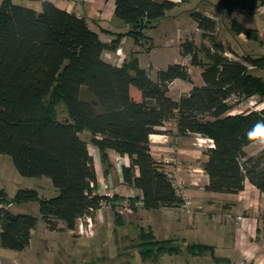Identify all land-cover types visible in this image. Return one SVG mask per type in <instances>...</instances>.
<instances>
[{
    "label": "trees",
    "instance_id": "trees-1",
    "mask_svg": "<svg viewBox=\"0 0 264 264\" xmlns=\"http://www.w3.org/2000/svg\"><path fill=\"white\" fill-rule=\"evenodd\" d=\"M217 2L228 14L264 6V0ZM174 7L169 0H115L114 16L127 30L105 44L84 18L47 1L39 11L1 1L0 155L10 157L20 176L48 178L57 191L50 198H40L35 189H18L10 201L0 190L1 248L24 250L37 223L31 214L12 213L7 204L37 201L41 218L54 229V221L72 228L77 218L90 215L101 201L110 200L94 193L96 174L87 142L80 137L83 132L90 134L103 163L108 160V150L131 158L123 178L141 191L145 209L175 207L181 202L150 154L149 136L163 133L159 128L172 119L179 136L212 140L204 164L207 191L237 193L247 179L264 194V149L252 156L244 152L264 134V109L228 114L232 96L242 101L257 96L264 102V80L249 72L250 67L264 68L263 56L227 58L225 48L214 39L215 21L194 12L193 21L211 45L197 47L189 40L180 45L181 55H189L190 64L202 68L204 85L193 86L188 95L173 100L167 94L174 79L191 82L185 65H168L154 81L139 68L136 58L121 66L103 59L104 51L114 50L123 36L140 45L147 43L145 31ZM243 31L250 33L236 26V32ZM198 52L209 63L198 62ZM59 104L66 119L58 117ZM134 168L138 176H134ZM151 243L158 253L168 251L165 243Z\"/></svg>",
    "mask_w": 264,
    "mask_h": 264
},
{
    "label": "crops",
    "instance_id": "crops-1",
    "mask_svg": "<svg viewBox=\"0 0 264 264\" xmlns=\"http://www.w3.org/2000/svg\"><path fill=\"white\" fill-rule=\"evenodd\" d=\"M11 1L36 11L41 9L43 1H47L61 10L84 18L89 28L105 44H109L116 34L127 30L114 16L115 0ZM169 1L175 7L167 11L166 16L153 28L145 31V36L149 38L147 43L143 41L140 45L132 37L123 36L115 49L104 51L103 56L121 49L124 57L122 63L136 58L139 68L146 70L154 81L158 78V72L170 64L187 66L191 82L177 78L168 84V96L178 100L181 96L188 95L193 86L204 85L201 66L191 65V57H184L180 53V45L185 40L192 41L197 47H200L201 40L203 43L209 41L202 36L191 17L192 13L199 12L215 21L214 39L225 48L224 56L237 60L246 55L264 57V6L252 12L240 10L228 14L218 6L217 0ZM232 22L235 26H232ZM236 24L250 33L236 32ZM158 30L159 35L152 34ZM147 47L150 48L146 50ZM197 54L198 62L209 63L202 52ZM249 72L264 80V68L250 67ZM256 100L262 101L257 96ZM228 114L234 115L231 111ZM159 130L164 132L149 136L151 157L160 164L164 173L181 182L182 197L178 198L181 202L183 197L192 199L194 214L191 217L176 207L145 209L141 191L128 185L123 178V169L130 165L131 158L108 150V160L103 163L98 148L90 142V134L83 132L80 137L87 142L96 174L97 187L94 193L110 198L105 206H99L89 215L93 225L92 235L81 239L82 236L75 233L78 218L72 228H67L63 222L58 221L52 229L41 218L40 213L38 216L29 210L31 201L12 202L7 204L9 211L36 216V225L39 220L44 221L45 230L43 235L39 234L41 237L38 242L34 243L31 232L36 228L35 225L30 232L29 244L22 252L15 251L12 255L8 249L0 247V264H20L17 259L23 260L21 264L29 263L33 258L29 253L36 244L40 252L45 253L40 254L44 260L45 255L50 258L51 251L56 249L60 253L61 262L74 264L77 263V258L82 259L86 253L106 251L107 262L119 264L122 249L128 247L129 241L138 237L140 229L150 230L153 239L165 243L163 246L168 250L155 255L154 260L147 254L145 260H140V264H264V194L247 179L243 189L237 193L207 191L205 187L209 179L204 164L208 151L213 147L212 140L200 135L179 136L175 119L164 122ZM262 149L264 134L246 146L244 152L247 156H252ZM134 176H138L137 168H134ZM20 178L10 157L0 155V190L6 195L11 192L14 198L18 189H26L19 183ZM35 190L40 198H50L57 193L50 179ZM113 197L118 199L112 200ZM238 217L242 219L237 220ZM190 246L199 248L189 250ZM98 247L101 248L98 250Z\"/></svg>",
    "mask_w": 264,
    "mask_h": 264
},
{
    "label": "rangeland",
    "instance_id": "rangeland-1",
    "mask_svg": "<svg viewBox=\"0 0 264 264\" xmlns=\"http://www.w3.org/2000/svg\"><path fill=\"white\" fill-rule=\"evenodd\" d=\"M156 33H157V35H159V30L156 32H152L153 35ZM201 44H204L206 47H209L211 45L210 41H207V40L205 43H203V41L201 40L200 45ZM120 56L122 57V59H124L122 54H120ZM103 59L105 61L109 62L105 56H103ZM109 63H111V62H109ZM245 102L246 101H244V103ZM242 108L245 111L244 107H242ZM57 111H58V117L60 120L66 119L67 115H66L65 109L62 105L59 104L57 106ZM45 179L47 180L48 178H45V177L27 178V177L21 176L19 183L22 184L21 186L23 188L36 189L39 185L45 184V181H46ZM54 195L52 194V196H54ZM45 196H49V195H45ZM7 198L10 201L13 200V194L11 192H9L7 194ZM30 205H31L30 209L29 208L28 209L31 212H34V214L39 216V211H37L38 210V203L36 201H31ZM32 205H34V207H36V210L33 209ZM54 222L57 223L58 221H54ZM143 227L147 228L146 225H143ZM44 230H45V222L44 221L41 222V220H39L38 224L36 225V228L33 229L31 232L34 243L38 242V240L41 237V236H39V234L43 235ZM82 238L83 237H81V239ZM118 240L120 241V244H121L122 240L120 237L118 238ZM152 241L156 242L153 239V237H151L150 230L145 231L144 229H140V233H139L138 237L134 241H129L128 247L122 249V252H121L120 257L118 259L119 264H140V260L141 259L145 260L144 256L147 254H149L151 259L154 260V256L158 255L159 253H158L157 247L154 246L153 243H151ZM132 242H136L137 244L134 245ZM99 248H101V247H98L97 249L99 250ZM144 250H145V253L143 254L142 252ZM7 251L10 252L12 255L15 252L13 250H7ZM140 251H142V252H140ZM18 252H22V251H18ZM95 253L98 255L92 256V255H96ZM95 253L94 254L86 253L82 259L77 258L76 264H110L107 262L106 251H104L103 253H101V252H95ZM40 254L44 255L45 253H42V251L40 252V250L38 249V245L36 244L34 249H32L29 253V256L33 257V258L31 259V261L29 263H26V264H74V263L61 262V258L59 259L60 253L58 252L57 249L51 251V257L50 258L45 255L46 260L42 259L40 257L41 256ZM54 257H56V258H54ZM17 260L20 262V264H21V261H23L22 259H20V260L17 259ZM111 264H114V263H111Z\"/></svg>",
    "mask_w": 264,
    "mask_h": 264
},
{
    "label": "built area",
    "instance_id": "built-area-1",
    "mask_svg": "<svg viewBox=\"0 0 264 264\" xmlns=\"http://www.w3.org/2000/svg\"><path fill=\"white\" fill-rule=\"evenodd\" d=\"M121 49H117L113 54L106 53L104 56L107 58L111 64L115 66H121L123 59L120 56ZM229 105H232L229 111L233 112L234 114L240 113H248L250 111H261L264 109V102L257 101L256 96L249 97L246 102L244 100H240L238 97L232 96L228 100ZM245 111L243 110V108ZM247 109V110H246ZM171 182V185L175 191L177 197L181 196V182L177 180L174 176H171L168 173H165ZM106 201H101L100 206H105ZM179 211L185 213L187 216L191 217L194 214V206L193 201L189 197H183L182 202H180L177 206H175ZM241 217H238L237 220H241ZM92 220L89 215H85L83 217L78 218L77 229L75 233L78 236L82 237H90L92 235Z\"/></svg>",
    "mask_w": 264,
    "mask_h": 264
}]
</instances>
